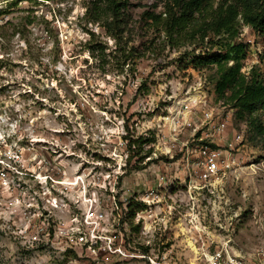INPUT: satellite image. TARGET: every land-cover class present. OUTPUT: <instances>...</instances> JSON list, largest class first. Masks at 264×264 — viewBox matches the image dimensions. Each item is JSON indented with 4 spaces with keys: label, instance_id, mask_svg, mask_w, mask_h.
<instances>
[{
    "label": "rangeland",
    "instance_id": "rangeland-1",
    "mask_svg": "<svg viewBox=\"0 0 264 264\" xmlns=\"http://www.w3.org/2000/svg\"><path fill=\"white\" fill-rule=\"evenodd\" d=\"M118 1L115 14L110 0H0V158L17 153L19 169L0 177V264L126 262L86 246L25 245L5 203L29 188L53 228L86 229L87 216L129 249L166 250L188 262L192 244L205 242L264 264V135L219 105L216 66L194 64V56L243 42L249 73L260 64L264 32L239 19L235 37L202 38L194 12L169 33V10L181 13L173 0ZM205 107L229 114L225 133L211 134ZM233 128L244 136L233 150L241 169L207 185L192 180L195 135L209 133L225 148ZM17 180L24 186L13 191Z\"/></svg>",
    "mask_w": 264,
    "mask_h": 264
},
{
    "label": "built area",
    "instance_id": "built-area-1",
    "mask_svg": "<svg viewBox=\"0 0 264 264\" xmlns=\"http://www.w3.org/2000/svg\"><path fill=\"white\" fill-rule=\"evenodd\" d=\"M194 101H197L196 96L189 98L188 102L184 104L183 110L190 111L191 103ZM219 105L221 106L222 103L220 102ZM219 108L205 107L202 113V120L205 125H208L209 129L213 128L211 133L213 135H221L229 128V114L225 115L223 113L224 109L219 110ZM184 123L188 126L193 125L188 117ZM208 134H202L200 138L195 135L193 138V142H196L193 149L197 152V160L194 162L197 167L194 166L193 172L190 173L192 180L203 182L205 185L221 175L225 176L228 171L241 169L240 165L236 164L233 150L244 137L242 130L233 128L231 140L223 148L215 138H209ZM16 154L10 152L7 160L0 158V177L14 176L12 173L19 172L15 163ZM11 186L12 183L10 182L8 187ZM22 186L24 184L22 185V182L17 180L12 190L14 191ZM28 191V193L21 192L16 196H9L13 199L5 203V207L12 216L8 220L12 221L10 224L11 231L20 241H25V245L35 246L36 244L48 245L51 243L54 247H62L64 250L86 246L85 251L88 254L91 251H96V249L99 251L102 249L103 259L109 260L116 255L126 261L123 264H260V261L256 258L234 252L226 245L217 246L215 250L210 251L207 249L208 246H205V242L198 243V245L192 244L195 255L188 262L182 261L181 258L170 254L166 250L151 253L147 248L143 250L129 249L123 243H115L108 237L104 238L96 230L97 221H93L87 216L84 219L86 229L84 225H77L75 229L71 230L67 224H58V227L53 228L51 224L52 217L44 204L43 198L39 194L35 195L36 193L30 191V188ZM14 221L19 222L14 224Z\"/></svg>",
    "mask_w": 264,
    "mask_h": 264
},
{
    "label": "trees",
    "instance_id": "trees-1",
    "mask_svg": "<svg viewBox=\"0 0 264 264\" xmlns=\"http://www.w3.org/2000/svg\"><path fill=\"white\" fill-rule=\"evenodd\" d=\"M110 3L117 14L120 2L110 0ZM173 4L180 8L181 13L174 15L169 10L166 25L169 33L176 32L183 24L191 22V15L194 20V12L200 15L198 20L203 25L202 31L200 30L202 38L209 33L235 37L239 33V19L254 30L264 32V0H173ZM246 56L245 43L226 42L223 50L194 56V64L216 66L215 99L222 105L234 107L235 116L244 118L257 134L264 135V67H261L264 66V52L259 55L260 64H254L249 73L242 70ZM136 141L130 138L128 144L130 147L135 146ZM151 151L150 147L146 153ZM142 206L145 207V204Z\"/></svg>",
    "mask_w": 264,
    "mask_h": 264
}]
</instances>
